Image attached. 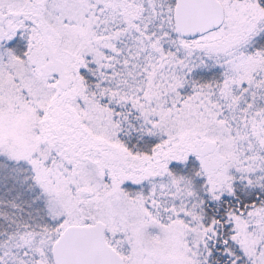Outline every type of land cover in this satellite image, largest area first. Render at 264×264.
<instances>
[{
  "label": "snow or ice",
  "instance_id": "snow-or-ice-1",
  "mask_svg": "<svg viewBox=\"0 0 264 264\" xmlns=\"http://www.w3.org/2000/svg\"><path fill=\"white\" fill-rule=\"evenodd\" d=\"M0 264H264V0H0Z\"/></svg>",
  "mask_w": 264,
  "mask_h": 264
}]
</instances>
